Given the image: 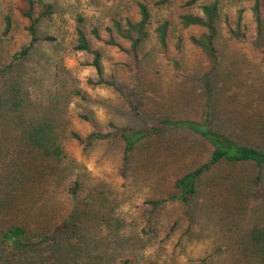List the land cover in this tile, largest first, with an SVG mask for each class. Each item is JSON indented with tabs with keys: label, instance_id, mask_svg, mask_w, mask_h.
<instances>
[{
	"label": "rangeland",
	"instance_id": "374dc122",
	"mask_svg": "<svg viewBox=\"0 0 264 264\" xmlns=\"http://www.w3.org/2000/svg\"><path fill=\"white\" fill-rule=\"evenodd\" d=\"M29 1L34 17L41 11L39 1L52 6L51 16L38 21L37 35L54 40L36 43L31 63L0 76V97L11 84L18 90L8 95L0 115V233L20 223L32 241L53 235L54 221L63 220L73 206L68 187L74 179L81 184L74 199L75 221L57 241L45 240L19 253L0 243V264H264V237L255 233L264 232V168L215 164L194 180L195 193L183 203L168 200L179 193L175 181L211 156V147L198 135L163 129L138 142L125 163L117 138L86 149L71 138L72 132L86 136L111 127L148 132L163 120L201 122L208 115L209 128L264 150V0H259L258 28L254 0H219L215 64L190 42L204 29L178 24L182 14L200 15V2ZM141 1L150 14L149 37L131 73L128 55L120 49L129 43L113 33L119 48L105 44L110 36L106 29L112 19L136 22ZM27 10L25 0H0V70L28 42ZM7 14L12 30L3 37ZM239 15L243 41L227 32L226 24L233 27ZM79 17L91 48L101 52L105 80L115 82L120 92L89 82L97 80L89 66L91 55L74 50ZM162 22L169 24L167 54L154 32ZM93 28L100 40L89 34ZM75 89L86 100L75 97ZM81 114L89 121L80 120ZM29 181L34 186L26 193ZM21 194L34 202L21 205ZM161 200L165 202L156 208L148 204ZM72 232L81 250L70 245Z\"/></svg>",
	"mask_w": 264,
	"mask_h": 264
},
{
	"label": "trees",
	"instance_id": "16d2710c",
	"mask_svg": "<svg viewBox=\"0 0 264 264\" xmlns=\"http://www.w3.org/2000/svg\"><path fill=\"white\" fill-rule=\"evenodd\" d=\"M27 1L28 10L25 13V16L30 21L29 25L26 28L28 42L26 46L21 47L18 51L14 52L10 61L7 65L0 70V76L4 73H8L13 66H17L18 64H24L30 61V54L34 45L40 41H53L52 37H47L41 39L37 35V23L42 18H49L52 14V6L48 3H44L43 1H39L40 10L36 17L32 14V2ZM200 15H193L189 13L182 14L178 17V24L181 28H201L204 29L198 36H193L190 38L191 44L199 50L204 58L207 59L211 64H215L218 61V48L216 45V39L218 35L217 24L220 21V5L219 0H212L210 3L203 4L201 0H189L186 2V6H192L196 3H199ZM138 9V20L136 22H131L130 20H126L123 24L115 19H112L111 27H108L106 31L110 34L108 40L105 44L118 47L119 44L114 41L113 33H115L119 38L125 40L129 43L127 49L120 47V49L128 55L129 58V72H136L137 66H139V50L141 45L148 39L149 37V25H150V14L146 4L141 1L137 3ZM260 2L259 0H254V4L252 7L253 18L256 24V27H259L260 24ZM83 22V19L79 17L77 19V26L75 29V46L74 50L78 52H85L91 55V61L89 66H91L96 73L97 80L94 82L89 81L92 85H106L114 90L120 92L118 85L112 81H106L103 73H102V65H101V52L97 49L91 48L87 35L83 30L82 26H80ZM227 25V32L232 39H237L243 41L245 39V32L242 30L241 17L238 16L237 20L234 22V26L230 27L229 23ZM12 30V17L7 14L3 18V30L2 36L8 37ZM155 36L157 43L159 45L160 50L167 54L169 44H168V34H169V24L168 22H162L155 29ZM95 40H100V35L98 34V30L93 28L89 33ZM180 43V39L177 41V45ZM264 55V50L262 51ZM262 61L264 63V57H262ZM31 63V61H30ZM175 68L177 63H174ZM16 84V83H15ZM9 85L4 93L5 97H0V115L3 114V105L6 104L8 95L16 94L17 95V84ZM73 95L75 97H79L82 100H86L84 93L75 89L73 91ZM210 116L205 115L201 122L193 121V120H179V121H170L163 120L159 122V127H153L148 132L143 131H130L127 129H117L114 127L112 131L109 132H100L97 130H91L86 136H81L77 132L71 133V138L83 148H87L92 146L94 143L108 140L109 138H117L121 141L123 145V160L124 163L127 161L129 155L134 150V146L143 139L148 138L151 135L159 134L163 129H176L182 131H189L196 135H198L202 140L208 144L212 151L211 156L208 162L204 163L193 172L180 177L174 183L175 187L179 189V193L177 196H172L168 198V200H178L183 203H187L189 198L195 193L194 190V180L199 178L203 173L208 171L210 167L218 164L220 162H229L235 164H253L256 168H264V150H258L251 146L241 145L227 136L221 134L220 132L211 129L207 126V122ZM78 118L84 122L89 121V117L86 115H78ZM46 142V141H45ZM55 142V141H54ZM69 177L71 174H67ZM125 174H123L124 176ZM68 177V178H69ZM254 181L258 184L260 181V177L258 175L254 179ZM20 182V180H19ZM24 186L25 183H23ZM80 182L77 179H74L73 184H70L68 187L67 193L70 199L72 200V209H70L69 214L64 217L61 221H54V226H52L51 233L53 235H46L44 238L38 239L35 236V239L32 241L30 239V232H28L27 227L17 223L15 225L10 226L7 230L2 231L0 233V243L17 250L19 253L22 249H27L30 247H36L41 245L45 240H56L61 234H63L75 221L76 215V207L77 204L74 201L77 190L80 186ZM34 186L33 181H29L28 187L25 192H29L28 188H32ZM19 197V201L21 205H29L33 203L34 200L30 199L28 194H21ZM165 200L161 201H152L148 202L153 208H156L160 204L164 203ZM79 205V204H78ZM28 217L32 218L33 214H29ZM259 238L264 237V232H255ZM256 235V236H257ZM74 236V232L71 233V236L68 235V241L71 242L70 245L73 246V249L81 250V242L79 239ZM67 243V245L69 244ZM34 261H32V264Z\"/></svg>",
	"mask_w": 264,
	"mask_h": 264
}]
</instances>
